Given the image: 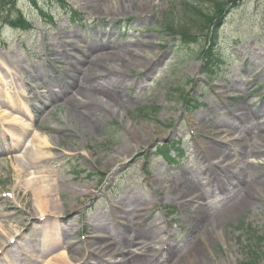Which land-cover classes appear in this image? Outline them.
I'll list each match as a JSON object with an SVG mask.
<instances>
[{"label": "rangeland", "instance_id": "obj_1", "mask_svg": "<svg viewBox=\"0 0 264 264\" xmlns=\"http://www.w3.org/2000/svg\"><path fill=\"white\" fill-rule=\"evenodd\" d=\"M181 1L17 0L14 10L6 9L12 20L21 16L31 27L23 30L5 26L0 31V82L12 98L17 96L14 87L19 88L24 77L30 83L23 84V88L27 90L26 103L31 100L34 105L32 115L37 124L30 129L28 140L35 135L32 130H38L36 136L49 141V149L40 151L45 155L39 167L49 171L45 180L54 192L52 207L56 208L51 211L59 214L38 217L34 190L27 184L34 171L30 170L26 178L17 177L12 155L5 152L9 139L0 135V229L11 236L15 232L21 235L20 240H25L23 244L29 246L33 256L40 257L42 264L52 257H62L63 264H81L86 247L92 248L88 253L97 254L102 262L93 257L95 261L83 264H105L106 253L112 248L115 253H128L140 238L138 233L129 234L126 246L115 239L101 240L103 233L112 230L116 216L128 230L140 229V234L147 231L153 246L167 238L174 257L190 253L195 244L201 242L203 246L207 240L208 249L202 248L194 264H240L250 250L262 253L264 258V242L254 239L264 237V185L258 183L264 180V136H260L264 133L259 126L253 132H243L237 126L240 114L254 116L264 107V0H246L221 18L224 25L217 54L223 64L213 77L203 74L210 67L200 58L207 38L193 31L200 36L184 46L178 35L173 37L166 30V16L174 19L176 26L183 25ZM213 1L229 2L196 0L205 13L213 11ZM6 2L11 4L10 0ZM223 7L225 11L229 8L226 4ZM68 9L85 16L90 29L88 24L71 23ZM97 29L99 34L108 30L102 41L92 31ZM61 35H67V40L59 43ZM72 39L83 46L77 58L64 62L57 72L46 74L48 68H41L40 63L45 61L47 51ZM83 41L98 46V51L86 67H71L88 49ZM105 44L109 50H101ZM94 58L99 59L90 63ZM35 69L49 77L35 80ZM112 72L125 82L124 96L113 101L117 105L114 111L103 98ZM73 77L80 89H66L56 97L53 90L61 92ZM86 79H91L89 86L84 85ZM2 92L0 101L5 103L7 92ZM68 92L73 93L74 100H57ZM51 96L56 102L39 115L35 109L43 107ZM89 104L91 107L86 109L91 111V119L99 121V128L93 132L76 119L79 113L87 112L83 109ZM142 107H148L150 114L144 115ZM5 117L4 121L27 122L13 114ZM254 119L264 121V110ZM235 138L242 139L245 156ZM173 142L179 152L171 148L176 162L170 164L154 152L159 145ZM215 146L219 148L215 152L218 160L212 161L208 149ZM244 164L248 165L246 183L251 175L259 176L250 184L258 201L246 208L226 207L240 201L244 189L230 183L225 168L233 170ZM218 173L230 188L228 196L219 195L223 185L217 181ZM196 194H200L198 198H194ZM201 204L206 208L203 215L196 212ZM117 207L122 210L117 211ZM48 219L52 220L50 234L57 246L45 242ZM100 222L105 225L98 227ZM195 223L199 224L196 229ZM214 232L221 235L217 237ZM15 239L3 242L12 245ZM165 256L158 255L152 264H169L170 258L165 261Z\"/></svg>", "mask_w": 264, "mask_h": 264}, {"label": "bare ground", "instance_id": "obj_2", "mask_svg": "<svg viewBox=\"0 0 264 264\" xmlns=\"http://www.w3.org/2000/svg\"><path fill=\"white\" fill-rule=\"evenodd\" d=\"M105 8H108V4H106L104 6ZM67 35H61L59 41L62 42L64 40L67 39L66 37ZM101 50H103L101 48ZM98 51V48L97 47H93L91 46L87 51H86V54L87 55H90V57L96 55V52ZM107 55V54H105ZM143 57V56H142ZM88 58V57H87ZM80 64H86V61L85 59L82 60L80 62ZM109 72H111L110 70H107ZM112 76L111 80H109V84H108V87L105 91H103V94L106 96H104L103 98L105 99V101H107L113 108L112 111L115 110V108L117 107V105L113 104L114 102V99L116 97H123L124 93H125V85H124V80L123 78H121L119 76V74H114L112 72V74H110ZM76 78H72L69 85H68V90H79L80 88L78 87L77 85V82H76ZM76 88V89H75ZM22 91H18L17 93L18 96L20 94L22 95H25L26 92H24V88L22 87ZM3 90H6V109H1L3 107L0 108V126H2L3 128L6 127L7 125V129L10 130L12 132V130L15 131H22L23 128L25 127V130L27 131V128H28V124L24 123V125L22 124H18V122H9V121H4L5 120V115H7L8 113V110H15L19 113H21V109H20V106H19V102L17 103V101L15 99H13L10 95V92L8 91V88L7 86H5L4 83H1L0 82V97L1 95H4V93L2 92ZM70 94V93H69ZM67 94V96L69 95ZM17 98V97H16ZM117 103V102H116ZM2 105V104H0ZM84 108V107H83ZM84 111H87L88 109L84 108L83 109ZM264 110V107L261 111L257 112L254 116H258L259 113H261L262 111ZM3 113V114H1ZM91 114V111H87L85 112L84 114L83 113H79V116L76 118V119H80L83 123H85L93 132V129H97V127L99 128V121H98V118L92 120L91 117L93 118V116L90 115ZM116 115H120V111H117L116 112ZM91 116V117H90ZM254 116H250V117H246V116H243L242 114H240L238 116V128H240L243 132H253L255 130V128L257 126H259V129L261 132L264 133V121L262 120H259V119H256L258 121H261V122H258V121H255L254 119ZM244 117V119H243ZM89 118V119H88ZM91 121H93V123H89ZM232 120H235L234 118ZM5 125V126H3ZM90 131V130H89ZM8 133V132H6ZM27 133V132H25ZM25 133H22L20 132V136L21 135H25ZM3 136H5V132H3ZM14 137L16 135H13ZM261 137H263L264 135H260ZM243 138V137H242ZM238 138H235V141H237V144H238V150L240 151L241 155L245 156L246 155V150H245V147H244V144H243V141L242 139L241 140H237ZM15 141L12 142V144L9 145V149L11 150V153H15V152H18L20 151V149L22 148L23 144H24V140H22V137L18 138V139H15ZM17 140V141H16ZM21 142V143H20ZM49 142L46 138H40V137H34L32 138V140L30 141V144L27 148H25L24 152H22L21 156L19 155H14L12 158H11V161L16 164V169H17V177L18 178H26L29 174V171L30 170H33L34 172L32 174H39L38 176H35L33 175L32 177H30L29 181H31L30 183H27L28 185L31 186V188L34 190V198H35V206L37 208V212L39 213L38 217L39 218H44L45 216L47 217H51V216H56L58 215L59 213H53L51 210H54L56 209L55 207H52V206H55V200H53V197H54V192L52 190V188L49 186V181L48 180H45V179H48L46 178L47 174L49 173V171H47L46 169H41L39 167V165L41 164V162H43V157L45 154H41L40 151L41 149H49ZM5 150L7 151L8 148H5ZM17 150V151H16ZM209 150V153H212V157L211 160H218V156L215 155V152H217V150H219V148L217 146L215 147H211L208 149ZM257 152H252L250 154H256ZM260 154V153H258ZM35 164V165H33ZM254 164V163H252ZM251 164V166H253ZM255 165V164H254ZM36 167H39L40 169H36ZM225 168V167H224ZM245 168L248 169V165L247 164H244V166L242 167H238L236 166L235 169H230V168H225L226 170V173L228 175V179L230 181V183H232L234 186H240L242 187L244 190V195L243 197H241L240 201L237 203L236 205V209L240 208V207H244L245 208L248 206H253L256 201H258V197L256 195V193L254 192L253 189H251V183L253 181H256V179H258L257 177H259L258 175L256 176H250L251 177V180L249 183H246V176H245ZM35 170H39V172L35 171ZM263 179V178H262ZM262 179H259L258 180V183H262L261 185H264V180ZM261 180V181H260ZM217 181L220 182V185H223L222 186V189H218V192H219V195L220 196H228V193L227 191H230V188L228 187V185L226 186L224 184V182L222 181L221 179V174L218 173L217 174ZM50 183H53V180L50 179ZM46 184V185H44ZM247 184H248V188H247ZM225 187V189L223 190V188ZM49 203L51 204V207L49 206ZM205 206L203 204L199 205V210H195L196 212H198L199 215H203L205 214L204 212L206 211V208H204ZM196 209V208H195ZM43 211V212H42ZM49 212H51L52 214L49 216ZM46 218V217H45ZM51 219H48L45 223V230L46 231V239H45V242L46 244H50V245H58L57 241L55 240V238L50 234V226H51ZM213 224V223H211ZM105 225V223L103 222H100L99 226L98 227H103ZM193 228L196 229L199 227V224L196 226V223L193 224ZM129 228H124L123 229V234H124V238H128L131 234L133 233H138L137 235L140 237V236H143V234H140V229H136V230H128ZM215 230H218V229H215ZM49 232V234H48ZM130 234V235H129ZM215 236L217 235V237H219L220 235H218L217 233H215ZM13 237H15V241L13 243V245H7L5 244V242H3V239H7V240H10L12 239ZM21 235H17V232L14 233V235H10V233L8 232H4L0 229V256H2L4 259H2V261L0 260V264H3L2 262H5V261H8L9 264H21L20 260L18 258H16V252L19 251V252H22V248H21ZM19 240V241H18ZM139 240V238L137 239ZM142 240V239H140ZM210 242H207V240L203 241V246L201 245L202 243H198V244H195L193 246V248L190 250V253H186L184 254L182 257L178 258L173 256V252L174 250L172 249H169L168 251V258H170V262L169 264H194L195 262V257H198V255L200 253H203L202 252V248H207L209 247V244ZM124 245L128 244V240H125L123 242ZM23 249H24V246H22ZM7 248V250H6ZM12 248H14V251L11 252ZM141 249V246H139V249H134L132 250V252L136 253V254H140V252H137L138 250ZM108 250V248H106V251ZM11 252V253H10ZM145 252V251H144ZM149 253V252H148ZM110 256V259H109V263L110 264H131L132 262L134 264H152V260L150 259H146L147 257L143 254V255H140L138 258H133V257H130L128 258L127 255H123V254H118V253H115L113 251V248L112 250H108V252L106 253V256ZM62 257H60L59 259L56 258V257H52L50 259L47 260V262L45 264H63L65 262V260H61ZM132 263V264H133Z\"/></svg>", "mask_w": 264, "mask_h": 264}, {"label": "trees", "instance_id": "obj_3", "mask_svg": "<svg viewBox=\"0 0 264 264\" xmlns=\"http://www.w3.org/2000/svg\"><path fill=\"white\" fill-rule=\"evenodd\" d=\"M11 4H7L8 2L4 3V0H0V15L4 12V10H14L15 9V0H10ZM242 0H231L232 4H236ZM10 5V6H8ZM180 8L182 12L183 18V25L178 27L177 33L183 38L185 41H195L197 34H192L194 29L197 31L202 32L203 35L209 39L208 41V49L203 51L201 56L206 63H217V54H216V45L218 41V30L222 25L223 18L222 13L224 12L221 3L215 1L214 2V11L213 14L204 13L194 0H182L180 2ZM20 18V17H19ZM24 23L19 19L17 23H13V26H22ZM175 27L173 21H169L167 25V29L172 30L175 33ZM205 33V34H204ZM208 75H212L214 70H205ZM255 237V236H254ZM255 241H262L264 242L263 238H254ZM263 247V246H262ZM262 254V253H261ZM261 254H257L255 251H249L246 260L240 264H260L263 259H261ZM264 255V252H263Z\"/></svg>", "mask_w": 264, "mask_h": 264}]
</instances>
